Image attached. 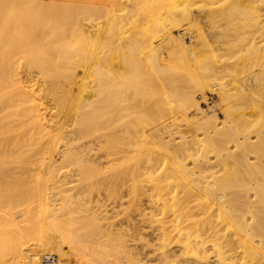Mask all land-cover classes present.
Segmentation results:
<instances>
[{
	"label": "bare ground",
	"instance_id": "obj_1",
	"mask_svg": "<svg viewBox=\"0 0 264 264\" xmlns=\"http://www.w3.org/2000/svg\"><path fill=\"white\" fill-rule=\"evenodd\" d=\"M149 1L152 4L149 3V5ZM165 1L166 0H161L160 3L164 2V4H166L167 1L169 2L171 0ZM213 1L214 0H212V2ZM252 1L254 0H251V3ZM75 2L79 3L76 4ZM186 2L190 4L192 0H186ZM209 2H211V0ZM218 2L221 4V9L217 7V11L221 10L219 13L220 18L228 21L231 25L234 23L237 25L238 23V26L241 21H245V24L241 25L243 27V32L241 31L242 34H240L241 36L237 35V37L239 36V43L241 42L242 45L249 44L247 50L250 52L248 53L257 54L256 58L259 57V53L262 52L261 55H263L262 58L264 59L263 41H261L263 45L260 44L262 46H256L254 44L255 39L252 37L250 38L248 34L246 35L247 31L251 30V32H255L258 25H264V17L262 18L261 16H258V8L249 7V4H245L246 0L243 3L242 0H219ZM175 3V5L172 3L166 4V7L170 6L168 12L170 14L167 19H164L165 17L155 19L158 17L155 13V15L153 14V16H156L154 17V21L152 20L153 16L151 15V13L154 12L152 9H157L159 12V9H161L162 6L158 4L159 6L157 7V3H155L156 8L153 5V0L152 2L151 0H61L59 2L56 0H0V24L2 25V28L0 27V192H4V196L8 193L5 190L8 186L11 187L10 182L14 177L33 176L36 179H40L47 175L61 178L67 175L75 174L76 176V174H78L80 176L82 174V177L89 181L94 176L98 175L99 167L97 165H101L104 161H102L104 157L108 158L114 153L113 150H111V147L113 143L117 144L118 140L115 141V139L118 135H122L120 136V139L129 137L132 122L128 120L130 117L127 111L122 113L123 110H128L129 99L132 101V98H129L130 96H128L127 93L128 88L130 90V86L127 85L126 77L129 75L131 77V74L135 73L137 70V68L135 70L136 64L138 63L135 58V50L137 46H141L142 42L141 44H139V42L142 37H144L143 39L145 40L144 35L149 31L150 19L152 18L151 22L153 21L156 34L161 32H157L156 29L159 27L162 29V26L167 24L165 21H168L169 23L172 22L170 25L173 24L174 26H177V28L182 27L184 31H193L196 34L195 40L194 38L192 39L195 48L188 47L192 52V55L195 54L196 48L200 49L202 47L204 49V45L207 44L205 34L200 27V21L196 17L197 15H193V9L191 10L192 7H189L192 5L183 3L184 5H182L181 9V4L178 6V2L176 1ZM206 3L207 0H202V7L207 5ZM186 5L188 6L186 7ZM174 6H176V8L179 7L178 13L180 14L176 12L177 10L175 11ZM216 9H213L215 11L208 12L206 8L207 12L211 14L212 12L215 13ZM210 10L211 9H209V11ZM261 12L264 11L261 10ZM256 14L258 15L255 17ZM213 15L210 18H213ZM51 17H59V19H61V17L64 19L71 18L72 21H69V23L68 19L66 25L57 24L59 25L57 27L62 28L60 32L62 35L61 38L62 41L66 43L65 46L60 47L61 49L59 51L69 53L61 52V54H57V52L54 53L56 50L54 52L52 51L53 49L46 52L40 51L41 47H39V44L44 36L43 39H47L45 35L47 32L45 30H41L38 34H32V32H30V27L39 24L41 19ZM254 18H257L258 20L262 18L261 24L255 22V20H253ZM182 20H186L187 22L182 23ZM239 20L241 21L239 22ZM169 27L170 26H168V28ZM234 27L233 29H235ZM17 28H19L20 33H17ZM150 28V30L154 29L152 26ZM174 29L176 28L164 30L166 31V35L164 38L165 40L163 41L165 42L167 40L173 41L174 43L184 44V39L177 37L180 34L175 35ZM231 30L232 29L230 28V31ZM255 33L250 34L255 35ZM243 34L248 36L249 39L245 35L243 36ZM257 34L258 33H256V35ZM261 34L262 32L260 35ZM16 35L17 38H15ZM18 36H20V38ZM237 37V45L234 41L235 44L232 45L233 47L231 46V51H227L228 57L229 52L236 54V49L242 48L239 47L240 45L238 44ZM149 39L150 41L152 40L151 38ZM221 40L224 41V38L222 37ZM199 41H201V43ZM145 42L143 43L145 44ZM161 43L163 44V42ZM150 44L152 43L150 42ZM150 44H148V46ZM145 45L142 46L144 47ZM149 47H152V45ZM145 48L147 47L145 46ZM186 48L184 47V49ZM205 52L207 53V51ZM245 52L249 55L246 50ZM209 53L211 52L209 51L208 54ZM149 54L150 52L145 55ZM220 56L221 55L218 56L219 59H217V62L215 63L217 65L221 59V63L227 59L226 56V59L224 58V55L223 58ZM205 58L206 56H203L204 60H206ZM232 58L228 59L231 60ZM118 59H120L121 62V69L116 67V69L113 68L114 63ZM225 63L223 64L225 65L223 67H226L227 64ZM258 63L256 62V65L262 64V67L261 65L258 66L259 68L261 67L260 69L262 70L255 71L260 73L253 71L254 73L251 77L248 76L243 80H241V77L240 80H238L239 78L235 80L237 81L238 88L241 85V89H243V86H247L248 90H255L253 92L251 91V95L249 94L251 97L258 96L259 93L257 94V92H259L264 86V62ZM22 67H24V69H22ZM228 67L226 68L229 70ZM219 70L221 69H218V71ZM132 82H135V80H132ZM218 88L221 89L220 85ZM227 94L228 93L225 95L228 96ZM226 98L227 97L224 99ZM224 99H222V102H224ZM254 101L256 104L258 97ZM133 104H135V102H133ZM198 104L199 103L196 102L194 105H196L197 110H200ZM200 112L204 113V111ZM235 113H233V115ZM215 117L216 115L213 113V110L209 109L202 114L200 119L206 121L209 118L213 119ZM242 117L235 114L234 117L230 118L232 124L223 133L218 128V126L221 125L220 123H216L218 126L214 124L215 128L212 127L213 125H211V123H204L205 125H209V131L205 129L203 133L204 136L200 138V141L201 143L203 141V144H206V146L200 151L193 153L196 155L197 152H200V155L195 158L193 157L194 159L190 162L192 167L182 168L183 172H181V166L185 164V159H182V157L180 158V156L183 154L185 156L188 154L190 155L191 153L189 152L191 147L186 145V141L177 140L178 138L181 139V137L175 135L172 136V133H169V136L160 135V131L166 133L163 132V130L167 129L168 126H162L159 123L161 126H156V128L151 130V132L155 134L156 132H159L158 136L162 139V142L165 145L167 144L168 152L173 156L172 159H168L171 167L176 166L174 169L192 180L194 188L200 193L208 195L214 205H216L217 210L220 212L221 224L212 225L211 230L215 235H219L221 233L220 231L226 230V233L223 234V250L219 251L220 249L215 247L214 243H210L208 240H204L200 237L198 233L202 232L199 231L201 228L200 223L197 222L194 224L195 231H189L186 227L180 226V228L176 230L177 233H179V235H187L188 241L185 242L181 237L178 238L176 240V250L184 252L186 255L184 261L186 262L196 264L202 263L206 259L208 261V257L204 254L200 256L199 252L205 253L210 249L215 257V260H213L214 264H264V119H261L262 122L258 120V124H253L251 120H246L248 122L241 120ZM122 120L125 122H123L124 124L120 123ZM240 120L242 122L245 121L243 126H239ZM210 127L213 129H210ZM154 137L157 138L156 135ZM205 141H207V143ZM135 142L136 141H133L130 146H135ZM195 142L192 143L194 146L196 145ZM116 144L114 145L115 147L117 146ZM107 148H109L110 151H105ZM117 148H119V145ZM117 148L116 150L118 152L124 151V148L122 149V147V150H118ZM129 150L130 149L127 148L125 151L130 153ZM108 160H110V158ZM158 160L159 159L156 158H149L147 164L145 165L144 163L145 166H142L143 173L147 174V176L152 174L155 167H157L156 165L160 163ZM165 160L166 159L162 161L165 162ZM178 160L181 161L179 162ZM217 165H221L226 169V172L224 171L225 174H222V176L215 174V172L219 171H215ZM185 166L187 165L185 164ZM139 169L140 168H138V170ZM139 172H141V170ZM208 172L210 174L206 176L205 174ZM219 173L220 172H218V174ZM140 174L138 175V179L141 177ZM146 177L143 179L146 180ZM209 177L211 178L210 180L207 179ZM86 180L85 182H87ZM108 181L109 179H104V182L102 183H107ZM146 183L148 184V182ZM54 188L58 189L59 192H57L59 194H62L60 195L61 203L49 206L46 196L42 193V196L40 197L41 210L39 214L36 213L38 214V226H41V232H43L44 235L45 232L48 231L45 227H50L51 222H55L54 220H60L61 223L58 224L65 225L64 227H68L69 225V227L66 228V230L62 226L66 232L63 230L61 236L45 235L42 236V238L40 237L39 242L35 243L36 245L34 248L27 249L29 246L26 248V253L20 254V248L18 247V253L23 257L22 259L25 264H41V259L52 252H58L64 259L63 262L62 260L59 262L60 264H70L71 260L68 251L64 250L60 245L64 241L68 242L70 251L75 256H81V252L84 254L87 250L91 249H88L89 246L86 244L88 247L85 246V250L81 251L82 245L80 246V244L83 239L80 238H82V236L84 237V235L82 234V236H80L81 232L79 235V231H76L77 234L74 231L76 229H74L73 226L75 219L79 217L73 215L77 210L74 211L73 207H70L66 211L64 209L67 206L75 205L72 197L66 193L67 189L63 184H58ZM44 190L45 189H43V191ZM159 190L157 191L160 192ZM146 191L150 192L151 190L145 189V192ZM153 192L155 195H153L154 193H150V195L146 196V199L151 201L150 203L153 202L150 197L159 194H156L155 190H153ZM13 195L11 194V196ZM19 201L21 200L19 199ZM206 202H209V200H206ZM24 203L25 202L22 204ZM6 204L9 205L7 197L0 199V212L3 207L4 209H8L9 206L5 208V206H7ZM159 204L165 211L166 204L161 203L160 201ZM33 215L34 214H32L31 218L34 219ZM219 225H221V227H219ZM39 227L37 228L40 229ZM88 234H90V232ZM159 235H163L162 239L165 240L168 238L172 239V237H167V234L163 232L159 233ZM88 236L85 237L89 238ZM98 247L99 251H102L100 250V246ZM22 249L24 250V248ZM98 249L96 252L93 249L95 254L100 253H97ZM119 249L120 248L117 247L115 248V251L116 255L121 258V261L114 257L117 259L116 261L118 264H139V261L136 260V258L134 259L131 254L124 250L127 248L124 247L123 249ZM166 249L161 250L160 258L162 261H171V253L169 254L170 250L168 251ZM82 256L79 258H83ZM85 256L84 257L88 260V255ZM95 259L96 258L94 257V261ZM85 260L83 261L82 259V262L79 259V263L77 259L76 262L77 264H83L86 263ZM94 261H90L89 259L87 264L94 263Z\"/></svg>",
	"mask_w": 264,
	"mask_h": 264
},
{
	"label": "rangeland",
	"instance_id": "obj_2",
	"mask_svg": "<svg viewBox=\"0 0 264 264\" xmlns=\"http://www.w3.org/2000/svg\"><path fill=\"white\" fill-rule=\"evenodd\" d=\"M56 1L59 2L61 0H56ZM160 1L153 0L154 6L156 5L155 3H157V7L159 5L162 6L161 9H159V12L160 10L162 12V13L160 12L161 14L158 12L157 9L156 10L152 9V11L154 12L151 13V15L153 16V14L155 15L156 13V16H158V17L150 16L153 18L151 19L154 21L155 19H158V18H164V17H165L164 19L168 18L170 14L168 13L170 6L166 7L167 3L169 4L172 3L173 5H175L176 4L175 2L177 1L178 6L181 4L180 5L181 9H182V5H184L183 3L185 4L187 3L186 0L185 2L184 0H180V1L171 0L169 2L166 0L167 1L166 4H164V2H161L162 3L161 4ZM197 1L198 0H192V2L190 3L192 6H189V7H192L191 10L193 9L192 10L193 15H197L196 17L200 21V25H201L200 27L205 34L207 44L204 45L205 47L203 46L204 49L202 47L200 49L196 48L195 54L192 55L191 54L192 52L189 50L188 47L190 48L194 47L193 45L194 43L192 39L194 38L195 40L196 34L193 31L191 32V30L184 31L182 27L177 28V26H174L173 24L170 25V23L172 22L169 23L168 21L167 22L165 21V23H167L165 24L166 28L167 29L176 28L174 29V33L175 35L180 34L177 37L184 39L183 40L184 44L174 43L173 41H167V40L164 42L163 40H165L164 38L166 35V31L164 30H167V29L165 28V26H162L163 30L161 29V27H159L160 29L158 28L159 30L156 29L157 32L161 31L162 34L164 33L163 34L164 37L161 34V32H158V34H156L154 24H153V21L151 22V19H150L149 24H150V27L152 26L154 28V29L152 28L154 31L150 30L151 28L149 27L150 32L147 31L146 34L152 40L150 41V39L146 36V34L144 35L145 40L143 39L144 37H142L141 39V37L139 36L141 39L139 44H141V42L142 44L141 46L139 45L140 47L137 46L135 50V58L137 60L136 62H138L136 64L135 70L136 68L137 70L135 73L131 74V77L130 75L127 76L129 79L126 77L127 81L124 79L127 82V85L130 86V90L128 88L127 93H128V96H130L129 98H132V101L131 99H129L128 101L129 108L128 110H123L122 113L124 111H127L129 113V117L131 119L129 118L128 120L132 122V123L130 122L132 125L131 126L132 128L130 127L131 131L129 133V137H126L125 139L124 138L120 139V136L122 135H118L117 138L119 139L117 138L115 139V141L118 140L117 144L113 143L111 147V150H113L114 153L110 155L108 158L104 157L102 159V161L103 160L104 161L101 163V165H97L99 167L98 175L94 176L89 181L83 178L82 174L80 176L78 174H76V176L75 174L67 175L61 178L51 177L50 175H47V176H43L40 179H36L33 176H20L17 178L14 177L11 179V182H10L11 187L8 186L7 189L5 190L8 193L7 194L5 193L6 195L4 196L3 195L4 192L3 193L0 192V199L7 197L8 202H9V205H7L8 204L7 203L6 204L7 206H5V208L9 206L8 209H4L3 207L2 211L3 210L5 211L0 212L1 213L0 214V264H25L24 260L22 259L23 257L20 256L18 253V249H17L18 247L20 249L24 248V250L22 249L23 252L22 250L19 249L20 254L26 253L27 252L26 248L28 246L29 247L27 249L34 248L36 245L35 243L39 242L40 237L42 238V236H45V235L46 236L47 235L48 236L49 235L61 236V233L63 232V230L65 231V229L69 227V225L68 227H64L65 225L58 224V223H61L60 220H54L55 222H51L50 227H45V229L47 228L48 231L45 232V235H44V233L41 232V226L40 227L38 226L37 218L41 210V205H40L41 203L40 197L42 196L41 194L43 193L46 196V200L49 206L52 204L61 203L60 195L62 194H59L58 189L54 188L58 184H63V186L67 189L66 193L70 197H72V200L74 201V204H75V205L73 204L74 206H67L64 209L66 211L70 207H73L74 211L77 210V212L75 211V214L73 213V215L79 216L78 217L79 219L76 217L77 219H75V222L73 225L74 229L76 230L74 229L73 230L75 232L79 231L78 232L79 235L81 232L80 236H82V234L84 235V237L82 236V238H80V239H83L80 244V246L82 245L81 251L85 250L84 249L85 246L86 247L89 246L88 249L91 248L90 250H87V252L84 253L85 255H88L90 261L91 260L94 261V257L96 258L94 263H91V264H113V263L118 264L116 260L117 259L120 260L121 258H119L116 255L115 248L117 247H119L120 249H123L124 247L127 248L124 250H126V252L131 254L134 259L136 258V260L139 261V264H193V263L184 261L185 256H186L184 252L176 250V240L178 238L181 237L183 241L185 242L188 241L187 235L185 234L179 235V233H177L176 230L180 228V226H183V227H186V229L189 231H195L194 224L197 222L200 223V226H201L199 231H202V232H198L200 237H202L204 240H208L210 243H214L215 247L220 249L219 251L223 250L222 249L224 245L223 244V240H224L223 234L226 233V230L220 231L221 233L219 235H215L214 232L211 230L212 225L221 224V218L219 215L220 212L217 210L216 205H214L213 201L209 198V196L197 191L193 186L194 183H192V180H190L185 175H183V173L181 174V172H183L182 168L192 167L190 162L195 157L200 155V152H197L196 155H194L193 153H195L196 151H200L202 148H205L206 146V144H203L204 143L203 141L202 143L200 141V138L204 136L203 133L205 129L209 131L208 130L209 125H205L204 123L206 124L207 122L209 124L211 123V125H213L212 126L213 128H215L214 124H216L217 122L220 123L221 125L218 126L216 124V126H218L220 131L223 133L232 124V121L230 118L234 117L235 114L240 117L243 116L241 120H245V121L251 120L253 124L257 123L258 120L262 122V120L264 119V101H263L264 100L263 99L264 98L263 97L264 96V86L263 88L259 90V92H257V94L259 93L260 95L258 94V96L256 97H253V96L251 97L250 96L251 93L255 90L253 91L251 90L252 91L251 92L250 90L247 89V86H243V89H241L240 88L241 85L238 88L237 87L238 84L236 83L237 81L235 80H237L238 78H239L238 80H240L241 77H242L241 80H243L248 76L251 77V75H253L254 72L261 71L262 69L260 68L262 67V64H259V63L260 62L263 63L264 59L262 58L263 55H261L262 52L259 53L258 55L262 59L261 61L259 57L256 58L257 54L248 53L250 52L247 50L249 48V44L248 45L243 44L244 45L243 46L241 42L239 43L240 40L238 39L239 36L237 37V35L242 34L243 27L241 25L245 24V21L239 20V22L240 21L241 22H240V25L238 26V23L237 25H235V23L231 25L230 23H228V21L220 18L219 13L221 12V10L217 11L221 5L220 2H218L219 0H216V1L214 0L213 2L211 0L212 3L209 2L210 0H207V3H206L207 5H205L206 7L205 6L202 7V0L201 1L199 0L200 2L198 1V3ZM257 1L254 0L251 3V0H246V2L245 0H242V3L245 2V4H249V7L258 8L257 13L259 15L256 14L255 17L258 15L259 17L261 16L263 18L264 14H261V13H264V12H261V10L264 11V7H263L264 1L263 0H260V1L257 0ZM75 3L78 4L79 2H75ZM149 3L150 1L148 2V4ZM209 3L212 4V5L210 4L211 7L210 5H208ZM188 5H186V7ZM176 6H174V8H175V11L177 10L176 12L178 13L179 7L176 8ZM206 8L208 12L215 11L213 9H216V8L217 9L215 13L212 12L211 14L207 12ZM208 8L211 10L209 11ZM212 15H213V18H210L212 17ZM154 17L156 18L154 19ZM68 19H64L62 17L61 19H59V17L45 18V19H41L39 24L32 26V27L29 26L30 32H32V34H38L41 32V30H45L47 32L45 34L47 39L45 38L44 40L43 39L45 37L44 36L41 40V43L39 44L40 45L39 47H41L40 51L46 52V51L53 49L52 51L54 52L56 50L54 53L57 52V54L58 53L61 54V52H64V51H59L61 49L60 47L65 46L66 43L62 41V38H61L62 35L60 32L62 28L57 27L59 26L57 24L66 25V23H68L69 21H72L71 18H68ZM258 19L254 18L253 20H255V22H258V24H261V19L260 20ZM183 22L185 23L187 21L182 20V23ZM168 26L170 27L168 28ZM263 26L264 25H258V28L255 30V32L258 33L257 35L254 31L251 32V30L246 32V35L248 34L250 38L252 37L256 40L255 41L253 39L254 44L256 46H262L264 43ZM0 27L2 28V25ZM233 27L235 29H233ZM230 28L232 29L231 31H230ZM24 29H27V28H24ZM16 30H18V32L16 31L17 33H20L19 28H17ZM248 32L252 34L255 33V35H252ZM261 32L262 34L260 35ZM159 34H161L162 36ZM244 35L245 34H243V36ZM18 37L20 38V36ZM222 37L224 38V41L221 40ZM236 37L238 39L237 40L238 44L240 45L239 47H242V48L236 49L237 50L236 54L229 52V57H228L227 51H229L233 47L232 45H234L235 43L237 45ZM246 37L249 39L248 36ZM15 38H17V35ZM158 39L161 42H163V44ZM261 41H263V43ZM143 42H145V44L148 42H149L148 44H150L151 42L152 44L150 45H152V47H149L150 45L148 46V44L145 45ZM199 42L201 43V41ZM142 45H145L147 48H145V46L143 47ZM153 45H155L156 47ZM245 45L247 48L245 47ZM184 47L185 48L187 47L188 50L187 48L184 49ZM244 49L247 51L249 55L246 54ZM205 51H207V53ZM209 51L211 53L208 54ZM149 52L151 55L150 54L145 55V54H148ZM64 53H69V52H64ZM201 53L204 55H202ZM219 55L222 56V57L220 56L221 58H223V55H224V58L226 56L227 59L228 58L230 59L232 57H235V58H232L231 60L229 59L227 60L225 58L226 60H224L223 63H221L222 62V59H221V61L217 65L215 63L217 62V59H219L218 58ZM203 56H206L205 58L206 60L203 59ZM256 62L259 65H256ZM224 63L227 64L226 67L228 66L231 67V69L230 67L228 68L232 72L229 71L226 67H223L225 66L223 65ZM260 65L261 67L259 68L258 66ZM250 66L253 68V70ZM115 67L121 69L120 59H118L114 63L113 68ZM217 68L223 71L221 70L218 71ZM22 69H24V67H22ZM139 69L141 70V72ZM158 69L161 71H159ZM226 70H228L229 72ZM255 70H258V71H255ZM132 80L133 81L135 80V82H132ZM131 83L134 85H132ZM219 85L221 89L218 88ZM221 92H222V97H221ZM226 93H228L227 95L229 97L225 95ZM223 97L224 98L227 97V98L224 99ZM257 97H258V101L255 104L254 100L257 99ZM222 99H224V102H222L223 101ZM133 102H135L136 105L133 104ZM196 102L199 103L198 105L200 107V110H197L196 105H194L196 104ZM209 109L213 110V113L216 115V117L213 119L209 118L206 121L204 120L205 121L204 122L200 118L202 117V114L207 112ZM200 111H204V113ZM233 113L235 114L233 115ZM241 120L239 122L240 124L239 126H243L245 123V121L242 122ZM123 122L124 121L122 120V122L120 123L122 124ZM159 123L162 126L164 125L168 126L167 129L163 130V132H166V133H162V131H160V135L169 136V133L170 134L172 133L171 134L172 136L175 135V136L181 137V139L178 138L177 140L186 141L187 142L186 145L191 147V150L189 153H191L192 155L188 154L189 157L188 155L185 156L184 154L180 156V158L182 157V159L183 158L185 159L184 162L187 165L185 166L184 164L183 166H181L180 173L179 171L174 169L176 166L171 167L170 162H168L170 159H172L173 156L170 152H168L169 150H168L167 144L165 145L162 142V139L158 136L159 132L158 133L156 132V134L151 132V130L156 128V126L157 127L161 126ZM212 127H210V129ZM139 131H141L142 134ZM155 135L156 137L157 136L158 137L155 138L154 137ZM131 141L137 142V143L135 142V146H132V145L130 146V144H132ZM193 142L196 143L195 146L192 144ZM205 142L207 143V141ZM115 144L117 145L116 147L114 146ZM118 145H119V148H117ZM121 147L122 149L124 148V151L127 148H129L130 153L126 151L118 152L116 150V148L118 150H122ZM105 151H110V149L107 148L105 149ZM149 154H152V155H149ZM109 158L110 160H108ZM149 158L159 159L158 161H160V163L156 165L157 167H155L154 169L155 172L153 171L152 174L147 176V174H144L142 170H143V167L147 164V160ZM164 159H166L165 162L162 161ZM178 161L180 162L181 160H178ZM138 168L140 169L138 170ZM140 170L141 172H139ZM217 170H219L218 172L220 173L218 174V172H215L216 175L222 176V174H225L226 172V169H224V167L221 165H217V168L215 167V171ZM139 174L141 177L138 179ZM143 174H144V177H143ZM209 174L210 173L208 172L205 175L208 176ZM145 177L147 178L146 180L143 179ZM104 179H109V181L107 183H102L104 182ZM207 179L210 180L211 178L209 177ZM85 180L87 182H85ZM146 182H148V184ZM43 189L45 190L43 191ZM145 189L151 190V191L150 192L146 191L147 192L146 194ZM153 190H155L156 194L157 193L159 194L156 196L150 197L152 198L151 200H153L152 202L153 205H152V203H150L151 201H148L146 199V196L150 195V193L153 194L154 193ZM157 190H159L160 192H158ZM11 194L12 195L14 194V195L11 196ZM153 195H155V193ZM143 197L145 200L143 199ZM19 199L21 201H19ZM158 199L161 203L166 204L165 211L162 208V206L159 204ZM13 200H17V201H13ZM206 200H209V202H206ZM23 202L25 203L22 204ZM32 214H34L33 216L37 223L35 222L33 218H31ZM37 227H39L40 229H38ZM219 227H221V225H219ZM87 230L90 232V234H88L89 232ZM162 232L167 234V237H172V239L171 238H168L166 240L162 239L163 235H159V233H162ZM90 235H91V238H90ZM85 236H88L89 238ZM84 240L87 241L88 243L85 242ZM60 245L62 246L64 250L68 251V254L71 260L70 264H77L76 262L77 259L79 262V259L81 261L83 259L84 261L86 259L85 257H87L82 252L80 254L81 256L83 255L82 256L83 258H79L81 257L79 255L75 256L74 254H72L70 251V246L68 242L66 241H64ZM98 246H100V250L102 251H99ZM93 249L95 252L98 249L97 253L99 252L100 253L95 254ZM162 249H166L168 251L170 250L169 254L171 253V257H170L171 261H162V259L160 258V252ZM52 253L55 254L57 258L59 259L58 264H60L59 262L61 260L62 262L64 261V259L60 256L58 252H52ZM203 254L206 257H208V261L206 259L202 263H196V264H214L213 260H215V257L213 256L212 250L208 249L205 253L199 252L200 256H202ZM114 257H116L117 259ZM86 260H85L86 263H83V264H87L88 260L87 261Z\"/></svg>",
	"mask_w": 264,
	"mask_h": 264
},
{
	"label": "built area",
	"instance_id": "obj_3",
	"mask_svg": "<svg viewBox=\"0 0 264 264\" xmlns=\"http://www.w3.org/2000/svg\"><path fill=\"white\" fill-rule=\"evenodd\" d=\"M41 264H58V258L55 254L50 253L41 259Z\"/></svg>",
	"mask_w": 264,
	"mask_h": 264
}]
</instances>
